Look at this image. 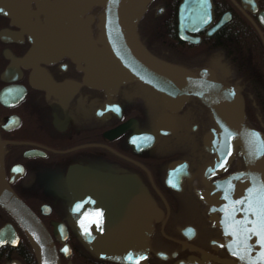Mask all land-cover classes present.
I'll return each instance as SVG.
<instances>
[{
  "label": "flooded vegetation",
  "instance_id": "flooded-vegetation-1",
  "mask_svg": "<svg viewBox=\"0 0 264 264\" xmlns=\"http://www.w3.org/2000/svg\"><path fill=\"white\" fill-rule=\"evenodd\" d=\"M6 3L7 0H0ZM183 0H151L137 24L141 43L157 58L198 73L214 71L220 82L236 87L244 100L245 122L264 134V0H211V20L201 30L178 29ZM12 2V0H11ZM3 6H5L3 4ZM0 5V141L6 180L15 194L47 229L59 264H116L94 257L69 212V170L83 179L84 168L111 176L134 177L161 211L153 220L146 264H175L190 257L209 264L232 259L223 233L211 219V207L199 192L226 174L243 169L236 156L222 174L202 178L212 161L202 136L213 128L209 110L190 95L171 113L170 134H156L142 149L132 141L137 132L156 133L157 118L166 110L155 90L140 81L119 85L116 92L82 85L84 72L69 56L30 63L32 48L26 27ZM30 20L42 21L36 4ZM14 13V12H13ZM104 8L94 7L92 35ZM14 17V18H13ZM27 60V62H26ZM255 127V128H256ZM186 147L187 153L174 150ZM20 169V171H14ZM175 171L169 173L170 170ZM71 172V171H70ZM220 217L219 213H215ZM65 235L68 256L59 252ZM0 264H36L25 236L0 204Z\"/></svg>",
  "mask_w": 264,
  "mask_h": 264
},
{
  "label": "water",
  "instance_id": "water-1",
  "mask_svg": "<svg viewBox=\"0 0 264 264\" xmlns=\"http://www.w3.org/2000/svg\"><path fill=\"white\" fill-rule=\"evenodd\" d=\"M31 1L35 2L42 21L36 16L34 21L30 20L28 6ZM150 1L7 0L6 3L0 1V5L11 9L12 16L17 15L26 27L32 42L27 55L30 63H46L67 55L79 67L84 65L80 67L85 73L82 85L111 94L123 83L140 81L157 92L166 111L157 118L156 133L139 131L133 138L132 141L144 144L142 149L153 146L156 134H170L174 128L171 113L181 110L190 95L196 97L209 110L213 122V128L202 136L204 150L213 155L202 171L205 183L224 173L236 156L242 158L244 166L214 180L209 188L198 193L199 198L211 207V219L223 233L221 245L232 258L222 262L264 264V248L251 234L245 259L234 256L230 250L234 237L227 227L245 217L255 219L247 212V203L237 204L236 201L249 197L250 190L255 194L264 187V134L245 124L243 96L236 87L220 82L212 69L204 68L195 73L184 66L163 61L147 50L139 39L137 24ZM94 7H105V13L98 17L96 37L91 30L94 19L89 14ZM211 9V0H183L178 10L180 38L187 40L185 32L194 33L204 28L211 20ZM73 171L69 170L67 175L72 195L68 209L87 249L100 260L146 264L152 221L161 215L147 189L134 177H116L85 168L83 179L76 181ZM173 171L175 169L169 173ZM0 204L23 232L35 263L59 264L44 224L15 194L5 178L1 141ZM97 212L102 214L98 223ZM216 212L220 217L215 215ZM65 239V235L60 237L59 252L68 256L70 248ZM175 264L209 263L202 254L201 259L190 257Z\"/></svg>",
  "mask_w": 264,
  "mask_h": 264
},
{
  "label": "snow or ice",
  "instance_id": "snow-or-ice-1",
  "mask_svg": "<svg viewBox=\"0 0 264 264\" xmlns=\"http://www.w3.org/2000/svg\"><path fill=\"white\" fill-rule=\"evenodd\" d=\"M14 171H20V169H14ZM236 203H247V212L255 217L254 220H249L245 217L244 220L234 221L227 225L228 229H230V234L234 237L230 250L234 256H238L243 260L245 259V254L249 250L248 240L251 236L257 237L256 243L260 245L261 248H264V187L255 194L250 190L249 197L245 200L236 201ZM101 215L102 214L99 212L95 213L97 223ZM249 225H251V227H249ZM82 227H84L83 223ZM85 231H87L86 228ZM249 234H251V236ZM0 243H3V241H0ZM64 251L67 252L68 249H64ZM262 256H264V254H262ZM128 258L130 260L132 259L131 256ZM253 264H255V262H253Z\"/></svg>",
  "mask_w": 264,
  "mask_h": 264
},
{
  "label": "bare ground",
  "instance_id": "bare-ground-1",
  "mask_svg": "<svg viewBox=\"0 0 264 264\" xmlns=\"http://www.w3.org/2000/svg\"><path fill=\"white\" fill-rule=\"evenodd\" d=\"M224 83V82H223ZM225 84V83H224ZM160 101V100H159ZM174 150H182V151H185L184 153H187L186 151H187V148L185 147H180V146H176L175 148H174Z\"/></svg>",
  "mask_w": 264,
  "mask_h": 264
},
{
  "label": "trees",
  "instance_id": "trees-1",
  "mask_svg": "<svg viewBox=\"0 0 264 264\" xmlns=\"http://www.w3.org/2000/svg\"><path fill=\"white\" fill-rule=\"evenodd\" d=\"M249 127L253 128V129H258L256 126H249ZM255 127H256V128H255Z\"/></svg>",
  "mask_w": 264,
  "mask_h": 264
}]
</instances>
